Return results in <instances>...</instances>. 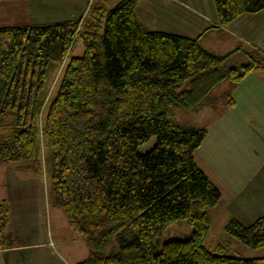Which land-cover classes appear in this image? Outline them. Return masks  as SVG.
<instances>
[{
    "label": "trees",
    "instance_id": "1",
    "mask_svg": "<svg viewBox=\"0 0 264 264\" xmlns=\"http://www.w3.org/2000/svg\"><path fill=\"white\" fill-rule=\"evenodd\" d=\"M138 1L91 0L78 19L0 25V164L45 173L49 205L86 244L76 264H258L264 258L204 244L208 211L221 198L194 159L207 127L175 115L205 106L221 115L235 103L233 86L264 69V54L237 47L244 57L233 63V51L146 30ZM213 3L221 25L264 9V0ZM77 40L83 51L73 55ZM225 83L222 98L215 90ZM152 136L154 145L138 151ZM8 219L3 200L0 231ZM174 219L191 225L190 236L156 250V232ZM129 227L136 234L126 238ZM223 229L247 247L264 246V213L249 224L231 217Z\"/></svg>",
    "mask_w": 264,
    "mask_h": 264
},
{
    "label": "crops",
    "instance_id": "2",
    "mask_svg": "<svg viewBox=\"0 0 264 264\" xmlns=\"http://www.w3.org/2000/svg\"><path fill=\"white\" fill-rule=\"evenodd\" d=\"M90 3L12 0L10 10L22 9L31 23H40L81 18ZM134 13L146 30L198 38L215 54L233 51L230 57L239 61L243 53L237 47L264 54V9L242 13L224 25L213 0H139ZM231 93L233 106L221 115L209 110L207 134L194 159L220 192L217 205L228 211L225 223L236 217L249 224L264 213V69L247 74ZM45 179L43 171L0 164V202L9 206L8 223L0 231V264H76L87 256L83 239L71 232L57 207L49 205Z\"/></svg>",
    "mask_w": 264,
    "mask_h": 264
},
{
    "label": "rangeland",
    "instance_id": "3",
    "mask_svg": "<svg viewBox=\"0 0 264 264\" xmlns=\"http://www.w3.org/2000/svg\"><path fill=\"white\" fill-rule=\"evenodd\" d=\"M11 2L12 0H0V25L31 23V18L26 14L25 11L23 12L22 9L10 10ZM7 8L8 10H6ZM82 51V43L80 40H77L73 45L72 54L80 55ZM239 55L241 57V54ZM231 62L239 63L241 61H239V57H234ZM59 73L60 71L58 70L55 74L58 75ZM54 80L55 76L54 79L51 80L52 83L54 82ZM227 88L228 85L225 83L217 88V90H215V94H221L223 98L224 95H226L225 91ZM209 110H211L210 107H205L201 110L181 109L176 113L175 118L179 123H189L195 126H204L207 123V120L212 117V113H210ZM154 143L155 137L152 136L147 142L138 146V151L145 152L150 149L154 145ZM45 180H47L48 182V177H46ZM56 209H58L65 223H67L65 216L62 214V211L59 208ZM211 209L212 210L209 211L211 220L210 227L204 238V244L207 247L212 248L217 242H222L227 246V254L259 259L264 258V246L258 248H250L242 244L235 237L227 236L223 229L225 218L228 213L225 208H222V206L220 205H216ZM191 231L192 227L185 219L169 220L164 223V225L156 232L153 238L155 249L158 250L161 247L162 243L166 240L188 238L191 234ZM121 233L126 238H130L133 234H136V229L133 227H129L124 229ZM115 242L116 239L114 238L112 243ZM258 264H264V261H260Z\"/></svg>",
    "mask_w": 264,
    "mask_h": 264
}]
</instances>
